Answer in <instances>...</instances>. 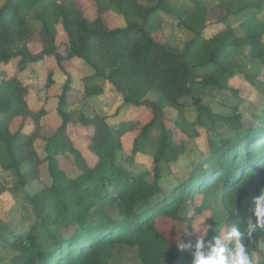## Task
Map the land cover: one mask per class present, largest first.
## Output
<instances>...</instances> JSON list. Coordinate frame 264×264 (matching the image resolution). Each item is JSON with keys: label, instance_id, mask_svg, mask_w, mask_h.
Masks as SVG:
<instances>
[{"label": "trees", "instance_id": "16d2710c", "mask_svg": "<svg viewBox=\"0 0 264 264\" xmlns=\"http://www.w3.org/2000/svg\"><path fill=\"white\" fill-rule=\"evenodd\" d=\"M147 2L92 0L93 14L88 16L77 0H1L0 170L12 171L25 189L45 160L37 154L35 140L41 137L46 109L43 103H29V87L18 73L27 63L52 58L66 77L58 94V135L75 171L69 176L51 157V184L25 194L35 220L26 230H0V240L14 251L11 264H104L103 251L116 246H136L144 264H182L188 251L168 246L156 227L157 216L185 221L181 205L215 185L238 199L253 197L264 186V96L248 121L237 111L214 113L201 98L204 89L229 90V79L243 72L233 59L242 49L264 65V0H248V8L263 16L247 18L254 28L246 27L243 36L229 27L205 35V0ZM111 7L123 17V27L108 23ZM160 13L174 16L193 33L181 51L159 37ZM32 46L39 48L34 51ZM74 59L93 70L83 78L85 96L104 94L110 87L121 105L151 112L145 123L125 120L117 126L102 115H81L91 129L86 148L95 157L92 163L67 132L71 77L66 64ZM9 64L16 70L7 74ZM207 66L211 69L201 71ZM190 106L196 118L176 120L186 138H195L198 127L206 128L203 116L213 128L224 122V133L215 132V139L208 136V151L191 162L182 180L164 188L162 177L186 147L166 126L163 113ZM153 129L159 131L155 138ZM130 132L129 154L121 158L122 137ZM140 153L151 157L149 168L134 166ZM5 192L0 179V200ZM247 215L244 210L237 219L242 222ZM262 238L258 233L257 239Z\"/></svg>", "mask_w": 264, "mask_h": 264}, {"label": "rangeland", "instance_id": "374dc122", "mask_svg": "<svg viewBox=\"0 0 264 264\" xmlns=\"http://www.w3.org/2000/svg\"><path fill=\"white\" fill-rule=\"evenodd\" d=\"M70 2V0H66ZM148 4L147 0H140ZM155 1V0H153ZM78 4L88 16L93 14L92 0H77ZM180 2V1H179ZM207 4V14L204 19L203 33L207 36L229 27L237 36H243L246 27L254 28L253 20L247 21L250 16H263V13H256L253 8H248V0H205ZM1 4V0H0ZM161 15V33L159 37L166 40L172 47L181 51L193 33L181 25L177 19L165 13ZM107 20L111 26L125 25L123 17L118 11L111 7L107 13ZM250 26L252 28H250ZM39 46H32L38 50ZM235 62L241 66L242 71H237L228 81V89L218 91L215 89H204L201 92L202 103L212 109L214 113L230 115L234 111L243 115V120L251 119V114L258 107L264 96V65L249 55L247 49H242L240 54L233 56ZM71 77L69 86V104L66 111L70 114L71 120L67 126V132L72 144L79 149L89 163L95 159L86 148L88 135L91 129L84 125L80 116L92 117L96 114L105 116V120L111 126H117L125 120H138L141 123L147 122L151 118V112L145 107H133L121 105L120 101L114 97L115 93L110 87L106 88L104 94L85 96L83 92V78L93 74V70L83 61L74 59L66 64ZM211 66L203 68L201 71L210 70ZM16 70L15 64H9L4 68L5 73L10 74ZM51 70L52 83L47 86L49 71ZM20 80L29 87L28 101L31 105L43 103L46 114L40 120L41 137L35 140L37 154L45 160L39 167L38 175L28 183L26 188L17 182V177L12 171L0 170V179L6 186V192L0 200V230H26L35 220L30 205L25 201V194L38 189H43L51 184L52 178L48 172V161L51 157L59 168L69 176H73L74 165L68 156L66 149L62 147L58 135V128L62 122V117L57 112L58 94L65 83V73L56 68L52 58H45L36 63H27L18 73ZM236 92V93H235ZM183 118L185 121H192L196 118L193 107L184 108L177 112L172 108H166L163 113V120L166 126L175 133L177 141H183L185 151L178 160L170 165L169 171L164 174L161 184L164 188L171 187L177 180H182L186 176L191 162L196 161L202 153L208 151V136L215 139V132L224 133V122L218 123L215 128L204 119L206 128L198 127V135L195 138H186V135L176 126V120ZM158 130L153 129L152 135L155 138ZM134 133L130 132L122 137L123 151L121 158L129 154ZM154 139L152 140V142ZM151 157L148 153H140L135 158V167L140 170L150 167ZM252 197L238 199L226 194L218 185L208 189H202L195 193L193 198L188 199L180 207V215L186 216L185 221H175L164 215L156 217V227L163 236L169 247H177L176 240H195L197 233L193 231L192 225L198 224L202 218H206L205 223L210 226L218 224L219 219H223L225 211H236L230 214L226 221L227 226L240 223L238 214L248 210ZM189 233L190 235H185ZM209 232V238L213 235ZM264 239V238H262ZM247 244L248 242L245 241ZM13 249L3 240H0V264H11ZM104 264H144L140 252L136 246H116L105 248L103 251ZM264 257V254H262ZM190 252L184 257L182 264H191ZM168 264H181L173 261ZM264 264V259H262Z\"/></svg>", "mask_w": 264, "mask_h": 264}, {"label": "clouds", "instance_id": "9594fccd", "mask_svg": "<svg viewBox=\"0 0 264 264\" xmlns=\"http://www.w3.org/2000/svg\"><path fill=\"white\" fill-rule=\"evenodd\" d=\"M235 213L225 211L214 227L202 218L192 225L195 240L178 238V250L190 252L191 264H262L264 239H257V234H264V186L251 198L246 218L227 226L230 214ZM210 231L214 234L209 238Z\"/></svg>", "mask_w": 264, "mask_h": 264}]
</instances>
